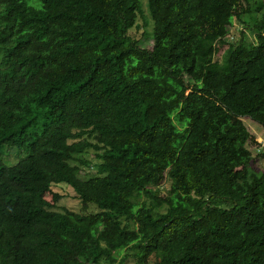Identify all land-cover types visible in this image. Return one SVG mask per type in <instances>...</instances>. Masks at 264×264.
<instances>
[{
	"label": "trees",
	"instance_id": "obj_1",
	"mask_svg": "<svg viewBox=\"0 0 264 264\" xmlns=\"http://www.w3.org/2000/svg\"><path fill=\"white\" fill-rule=\"evenodd\" d=\"M228 116L264 127V0H0V153L26 156L0 158V264H264V173ZM144 196L166 209L133 215Z\"/></svg>",
	"mask_w": 264,
	"mask_h": 264
},
{
	"label": "rangeland",
	"instance_id": "obj_2",
	"mask_svg": "<svg viewBox=\"0 0 264 264\" xmlns=\"http://www.w3.org/2000/svg\"><path fill=\"white\" fill-rule=\"evenodd\" d=\"M144 11V18L139 17L138 25L135 26L132 30V35L136 39L140 40L146 47L151 48L153 44V22L148 12L146 4H144ZM256 18L257 15L253 14L251 19L255 20ZM230 21L234 24L235 28H233V30L241 27L234 18H231ZM222 54L223 52L218 53L215 57L216 60H220ZM226 121L237 126L245 127L251 136V139H240L238 141V143L236 144L235 154L231 156L232 161L239 165V169L246 168L252 174L261 175L262 173H264V157L262 156V150L264 149V127L248 117L228 116L226 117ZM82 157L83 160H89L92 162V164L94 163V168H91L90 170L87 168L84 169L82 171V175H84V177L86 178L90 177L91 175H94L97 171V165L98 163H100V159H98L97 154L94 151H91ZM0 158H3L5 163L12 165L17 163L22 158V155H17L15 152H3L0 153ZM170 185L171 181L168 177H166L161 182L159 187L156 188V190L158 193H162L163 195H169ZM53 192L60 193L63 196V199L59 203L61 207H67L71 210L81 211L82 204L77 198H75L74 191L71 187H69L68 185H57L53 187ZM44 199L47 202H52L53 195L48 194L44 197ZM145 201L154 203L157 212H162L166 209L165 203H161L155 198L150 199V197L148 196H144L143 198L134 197L126 202H128V204L130 205V212L133 215H136V213ZM90 210L95 211L94 208H91ZM125 222L129 225L130 229H137L138 224H135L133 221L126 220ZM102 264H107V262L103 261ZM116 264H135V260L129 259L127 262H118Z\"/></svg>",
	"mask_w": 264,
	"mask_h": 264
}]
</instances>
